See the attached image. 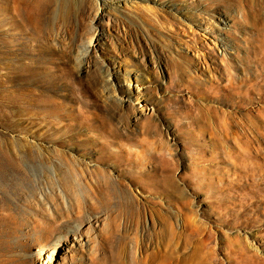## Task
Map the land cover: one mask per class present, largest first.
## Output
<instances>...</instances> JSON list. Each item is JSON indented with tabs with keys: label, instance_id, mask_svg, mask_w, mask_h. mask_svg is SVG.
Segmentation results:
<instances>
[{
	"label": "rangeland",
	"instance_id": "rangeland-1",
	"mask_svg": "<svg viewBox=\"0 0 264 264\" xmlns=\"http://www.w3.org/2000/svg\"><path fill=\"white\" fill-rule=\"evenodd\" d=\"M11 1L0 0V264H122L119 256L123 264H264V0H118L120 9L113 6L100 13L98 0H61L56 14L30 17L12 12ZM21 1L27 6L33 0ZM162 1L167 6L161 9L181 22L197 21L211 14L200 7L218 4L213 15L232 32L227 37L221 32L223 45L213 59H232L230 80L215 72L217 87L201 89L214 83L205 70L208 59H200L198 69L190 62L180 64L178 51L189 58L197 54L185 44L182 27L169 30L166 23L162 28L145 12L148 6L159 10ZM241 16L251 21L249 28H235L231 18ZM247 34L258 42L250 49L258 58L241 67ZM235 41L240 48L232 56ZM113 61L118 64L110 71L120 82L119 95L126 99L122 104L110 102L100 84L105 66ZM118 66L138 72L139 84L132 88L126 69ZM171 69L182 77L177 83L191 81L190 73L197 76L188 84L194 89L162 92ZM72 90L75 96H64ZM33 92L76 107H83L78 97L85 94L94 105L89 115L98 113L96 119L108 121L57 115L56 106L51 113L26 115ZM166 96L172 97V105L162 102ZM176 111L190 124L189 135L194 128L200 130L190 139L198 143L192 155L184 148ZM143 118L148 137L157 140L123 152L120 146L128 147L127 137H133ZM111 130L119 135L113 140L125 147L110 144ZM163 142L171 145V155L159 152L167 146ZM94 148L105 149L109 158L129 160L124 171L134 179L127 194L130 221L115 223L104 213L86 214L65 224L66 241L49 227V220L30 218L31 203H44L53 213L57 197L64 205L68 200L51 185L61 177L32 170L29 158L42 161L64 153L91 159ZM213 149L221 156L241 152L231 162L243 168L253 164L256 185H249L250 170L240 175L238 186L217 170L207 173V165L197 164V158L204 155L212 161ZM155 151L159 159L137 156ZM102 167L117 175L115 168Z\"/></svg>",
	"mask_w": 264,
	"mask_h": 264
},
{
	"label": "bare ground",
	"instance_id": "bare-ground-1",
	"mask_svg": "<svg viewBox=\"0 0 264 264\" xmlns=\"http://www.w3.org/2000/svg\"><path fill=\"white\" fill-rule=\"evenodd\" d=\"M97 1V0H96ZM236 0H233L235 2ZM51 2V1H50ZM46 0H33L27 6L24 2L21 0H12V7L10 10L12 12H15L18 16H41L44 12L45 13H52L56 14L58 11H60L63 7V2L61 0H58L56 2H51ZM122 1L118 0H98L97 7L98 12L105 9H109L113 6H117V8L120 9L119 5H121ZM136 1H128L127 3L134 4ZM159 10L153 8V7H146L145 12L153 14L155 18H152V21H155L156 24L159 23V26L163 28V25L166 23L170 24L169 30H174L177 28V25H180L182 27V32L180 33L181 36L186 40L185 44L189 46L192 50H194L197 54L194 58H189L187 55H185L182 52H177L180 57V64H186L187 62H190L193 64L197 69L200 67V59L205 58L208 59L207 67L205 70L212 76V80L214 83H209L205 86H202V90H207L213 87H217L216 83L220 81V79H217L214 76L215 72H219V74L224 73L223 77H226L230 80V78L233 76L232 68H234L231 63L232 59L230 57H226L223 61L219 62L213 59V52L216 51L218 47L220 49L222 48L221 45V32L230 34L232 31L230 28L227 27V22H221L219 21V18H216L213 13V9L215 8L217 3L210 4L208 6H202L200 7L199 11L206 10L208 12H211V14L208 15H200V19L194 22H181L173 17L171 15H168L167 12H165L164 6H167V3L162 1L159 4ZM163 7V9H161ZM119 11V10H117ZM153 12V13H152ZM170 18L174 19L176 22L169 21ZM232 22L234 23V26L236 28L237 24H240V26H243L244 28H249L250 23L247 20V18L241 16L240 19H237L236 17H232ZM243 24V25H242ZM208 40H211L212 46H208L207 43ZM246 43L248 46V52L247 55L243 58V63L241 64V67L250 64L252 65L253 62H257L258 55L255 51L250 50L254 46L258 45V42L255 40V36L251 34H247ZM97 41V40H96ZM99 42H102L101 38L98 40ZM210 42V44H211ZM235 44V45H234ZM234 44H232V49L235 50V53L232 54V56H235L239 53L240 46L235 41ZM90 47L94 45V40L90 42ZM202 50H207V55L203 56L200 52ZM185 58H188L189 61H184ZM118 63L116 61H113L111 65H108V67L105 66L104 73L101 76L100 84L104 87L107 96L106 98L108 100H111L110 102L117 101L120 104L124 103L126 99L124 97H120V82L116 80L115 77L112 76L110 67L114 66L116 67ZM123 67L126 69V77L128 78L132 88H134L136 85L139 84L140 74L136 71L130 70L126 68V66H118ZM31 75V74H29ZM169 80L166 81V85L164 86V89L162 92L167 93V91L170 93L171 91L174 92H180L182 93V90L184 88H190L194 89L192 87H189V83H192L193 80L197 77L193 74H189V78L191 81H188L186 83H177V80L182 78L181 75L177 72L176 69L169 70ZM252 76V75H251ZM163 78L165 76H162ZM35 77H31V80ZM146 78V77H145ZM145 82L149 83V78L144 79ZM68 84L72 85V82L68 80ZM34 96L31 99H28V104H30L29 109L24 110V113L26 115L32 114L37 115L40 112L44 113H51L52 109L51 107L56 106V112H54L57 115L66 114L70 115L71 117L75 118H81L85 117L88 120L92 121H100L96 118L98 113H91L93 115H89L90 110L94 109V105L91 101L88 100L87 95H81V97H78L79 102L82 104L83 107H76L73 105H66L65 102H58L53 99H43L41 92H33ZM64 96L73 97L75 96L74 91L72 90L71 93H65ZM162 102H164L166 105H172L170 102L173 100L172 97L166 96L161 97ZM34 100L33 104L31 101ZM114 103V102H113ZM77 112V114L73 113ZM177 112V111H176ZM153 114H150L148 117H152ZM176 117V124L180 127V135L184 137V148L191 150L190 155L196 151L194 149V146L197 145V142H193L190 140L194 136H197L200 133V130H197L196 128L193 129V134L189 135V131L191 130L190 124L184 123L183 120H181L180 116H183L182 114H179L178 112L174 114ZM103 123L107 122V119L102 120ZM138 131L133 132V137H127V143L128 147L123 148L120 145L118 139L113 140L114 136L119 137V135L114 132V130L111 134L109 132L110 138H107L108 141H110V144L113 145V147H121L123 152H132L136 151L137 149H143L145 145L149 142L148 140H151V142L156 141L157 138L155 135L153 137H148L149 132L145 129V118L141 119L138 122ZM64 131V130H61ZM164 145L167 144L164 152L163 149H160L159 152L165 155L170 154L173 149H171V145L169 143L163 142ZM125 147V146H124ZM133 147L137 149H133ZM95 155L91 159H78L72 156H67L64 153H58L55 157H52V159L48 158L46 160H39L35 159L33 157H30L29 160H33V168L32 170L40 169L44 173L53 174V175H59L61 177V180L58 182V184L55 181L51 182V185L53 187V190H59L63 196L68 200V205H64L62 202V198L59 196L56 198L55 204L56 209L52 213L50 212V209L46 204H29L27 207L29 209H33L34 213L31 214L30 218H33V220H49V227H52L54 231L62 233V237L64 240L67 241L69 239V235L66 234L63 231V227L67 223H71L72 220H82L84 219L86 214H90L91 216H95L96 214L104 213L108 216V220L111 222H120V219L123 218L125 222L130 221V216H128V212L131 209V205H129V201L127 199V194L129 193V182L134 183V179L129 172H125L124 169L129 168V160L127 162L126 157H114L109 158L104 152L105 149L103 148H94ZM241 152L236 153L235 155L232 153H227L226 155L221 156L220 153H216V150L213 149V151L210 153V159H213L212 161L209 160V158L203 156H198L197 158V164H204L207 165L206 172H212L217 170V174H226L228 181L232 182L234 186H238V184L241 181V178L243 176H240L242 174L245 175L246 170H250L251 173L248 174L250 177V183L249 185H256V179H255V167L253 164H251V167L246 166V168L239 167L237 162L232 163L231 157L235 156L236 158L239 157ZM138 157L142 158L144 161L148 158L153 159H159V156L157 155V151L146 154L141 153L137 155ZM250 157L253 159L254 155L250 154ZM35 160L41 161L37 165L35 164ZM212 162L213 165L210 163ZM224 164L221 166H218L217 164ZM105 167H113L117 170V175H115L110 169L104 168ZM199 168V167H198ZM112 172V173H111ZM221 182H223L221 180ZM219 187L216 188V190ZM130 194V193H129ZM66 207V208H65ZM93 216V217H94ZM97 220H100L101 217H96ZM79 226H83V223L79 222ZM127 247L126 245L123 247V251H126ZM119 259L121 263L124 262V257L119 256Z\"/></svg>",
	"mask_w": 264,
	"mask_h": 264
}]
</instances>
